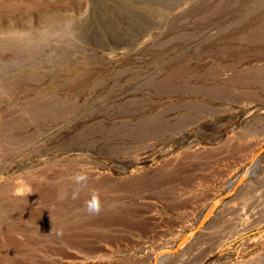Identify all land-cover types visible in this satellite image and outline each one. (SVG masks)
<instances>
[{
	"label": "rangeland",
	"instance_id": "1",
	"mask_svg": "<svg viewBox=\"0 0 264 264\" xmlns=\"http://www.w3.org/2000/svg\"><path fill=\"white\" fill-rule=\"evenodd\" d=\"M0 264H264V0H0Z\"/></svg>",
	"mask_w": 264,
	"mask_h": 264
},
{
	"label": "clouds",
	"instance_id": "2",
	"mask_svg": "<svg viewBox=\"0 0 264 264\" xmlns=\"http://www.w3.org/2000/svg\"><path fill=\"white\" fill-rule=\"evenodd\" d=\"M73 181L77 185L86 184L88 180V176L82 172H77L72 177ZM79 195V189L74 190L73 199L77 198ZM85 209L90 214H98L101 211V202L99 198V194L97 192H93L89 200L85 201Z\"/></svg>",
	"mask_w": 264,
	"mask_h": 264
},
{
	"label": "bare ground",
	"instance_id": "3",
	"mask_svg": "<svg viewBox=\"0 0 264 264\" xmlns=\"http://www.w3.org/2000/svg\"><path fill=\"white\" fill-rule=\"evenodd\" d=\"M135 172V171H134ZM136 173V172H135ZM17 180V179H16ZM27 182V181H26ZM18 184V183H17ZM234 229V228H233ZM243 230V229H242ZM233 232H234V230H233ZM238 234V233H237Z\"/></svg>",
	"mask_w": 264,
	"mask_h": 264
}]
</instances>
